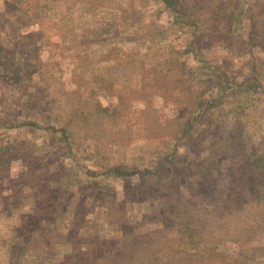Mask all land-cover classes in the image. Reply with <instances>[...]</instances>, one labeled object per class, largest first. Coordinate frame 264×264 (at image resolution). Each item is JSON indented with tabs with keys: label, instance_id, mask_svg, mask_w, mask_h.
Wrapping results in <instances>:
<instances>
[{
	"label": "rangeland",
	"instance_id": "rangeland-1",
	"mask_svg": "<svg viewBox=\"0 0 264 264\" xmlns=\"http://www.w3.org/2000/svg\"><path fill=\"white\" fill-rule=\"evenodd\" d=\"M171 2L0 0V264H264V0Z\"/></svg>",
	"mask_w": 264,
	"mask_h": 264
},
{
	"label": "trees",
	"instance_id": "trees-1",
	"mask_svg": "<svg viewBox=\"0 0 264 264\" xmlns=\"http://www.w3.org/2000/svg\"><path fill=\"white\" fill-rule=\"evenodd\" d=\"M10 1L13 4H19V5L21 4L22 5L21 7L18 5L17 11H19V12L21 11V13L24 12L27 17L28 16L29 17H34L35 10H36L37 7L36 8L31 7L32 6L31 5V1L32 0H10ZM163 2L167 6V8L170 7L171 9H175V8L177 9V7L174 6V4L171 2V0H163ZM39 9H40V12H41V11H44L45 9H47V8L44 7V6H39ZM19 18H21L20 15H19ZM92 94H93V91H92ZM89 96H91V94H89ZM205 99L206 98H200V100H197L196 106L194 107L195 111H197V110L205 111V110H208V108H210L211 105H213L211 101H208V100H205ZM84 105H88L91 108V110L88 111V114H89L88 116L80 117L83 122L89 121V118L91 116L99 115L100 113L109 114V112L111 110L108 107H104L99 101L98 102L97 101H92L91 102L89 100H84ZM116 113H117L116 110H112L111 115H109V117L110 116H114V114H116ZM72 116L74 117L73 113H72ZM97 120H99V119H97ZM192 121L193 120H192L191 116H189V114H188V118L186 120H184V121L183 120L182 121H178V120L174 121V124H176V129H175L174 133L182 132L184 130V127L185 128L189 127V130L190 129L192 130L195 127V126H191ZM23 125L31 126V127H39L40 126V125H38L35 122L24 123ZM67 131H68L67 127L63 126V128H62L63 135L68 138ZM188 133L189 132H187L185 134V137H189ZM168 159H169V157H167V160ZM139 173H141L143 176H145V175H154L155 174V172L152 173V172L147 171V170L138 172L137 170H129L127 168H122V167H114V168L110 169L109 171H107L105 173V175H108V176H111V177L117 178V179H129V178H131L133 176H136ZM94 175L95 176H99V174H94ZM44 203L46 205V208H45L46 210L50 211V210L54 209L53 205L47 204L46 201H44ZM43 215H44V217H47L46 213L45 214L43 213ZM31 222H33L34 225H38L39 223H41V219L37 215H34L31 218ZM27 225H29V223ZM67 264H68V262H67ZM77 264H81V263H77ZM82 264H84V262H82ZM91 264H93V263H91Z\"/></svg>",
	"mask_w": 264,
	"mask_h": 264
}]
</instances>
